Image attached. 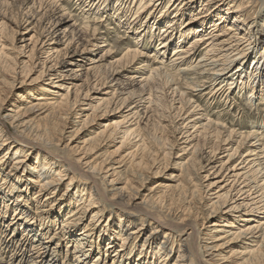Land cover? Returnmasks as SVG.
<instances>
[{
	"label": "bare ground",
	"instance_id": "6f19581e",
	"mask_svg": "<svg viewBox=\"0 0 264 264\" xmlns=\"http://www.w3.org/2000/svg\"><path fill=\"white\" fill-rule=\"evenodd\" d=\"M30 1L37 5L36 8H26L25 11L23 8L16 26L23 30V33L22 30L19 31L20 34L28 35L33 32L28 37L29 45H21L18 50L11 46L12 36L6 27V21L10 19L5 15V10L0 11V227L3 221L6 222L0 246V264H15L3 259L2 249L11 246V241L19 234V228H22L21 236L12 251V254L18 255L19 264H264L263 225H252L253 230L259 227L256 231L260 232L258 242L254 245L248 242V246L242 247L241 251L232 250L228 255L223 253L224 244L229 247V243L245 241L241 234L250 227L228 236H210L203 244L196 233L199 221L203 225L207 217L213 219L209 232L205 233L207 236L221 221V217L217 216L221 211V204H217V200L211 202V210L207 215L204 204L199 205L202 199L205 201L208 189L218 187L223 192L216 197L222 196V200H225L243 177L240 184L247 183L236 189L237 193L246 194L242 202L248 197L254 206L263 201L264 184H257V175L260 172L264 175V131L255 129L240 134L232 152L229 149L223 150L228 151V164L223 162L216 167L215 160H211L213 152L221 148L219 143L232 144L237 139V132L227 130L224 124L216 120L214 122L207 114L203 117V113L197 112L198 104L191 103L190 95L201 84L190 78L191 83L183 86L176 75L191 74L190 72L197 74L202 71L205 78H208L204 82L218 81L221 85L210 90L212 99L228 88H238L239 91L245 89L250 93L247 98L256 94L264 96V44L258 48L264 34V13L260 15L263 18L262 24L252 19L264 0H185L182 6L186 5V9L173 15L177 17L176 24L166 17H162L164 20L159 19L164 15L157 17V13L162 12L159 5L166 1L170 8L179 1L176 8L183 0H159L157 4L155 1L158 0L112 2L115 10L121 9L123 13L133 14L134 19L145 18L151 26L162 21V30L167 34L161 41V48L168 49L174 44L172 55L176 57L173 60L183 58L184 61L174 63V67H151V72L158 69L154 72L160 78L164 93L170 90L178 96L176 117H181L182 122H185L182 127L184 133H189V136L193 134L188 127H197L198 123L202 137L207 135V138L220 140L210 149L211 157L203 156V152H200V149H204L203 144L193 145L195 148L201 147L197 150V156L192 147L189 163L197 171L203 169L208 182L202 188L192 185V189L181 177H174L172 174L170 177L175 184L163 185V188L159 185L155 188L148 186L154 174L169 162L176 164L181 173L188 177V184L194 179L188 163L180 160L181 155L178 156L177 151H174L177 144L174 146L168 140L166 125L161 123L166 117L174 119L175 116H171L170 112L153 108V114L149 116L141 115L135 110L120 113L112 124H105L100 130L86 128L88 123L99 116V108L105 113L122 106L119 105L123 102H117L116 97L113 99V92L110 97L100 96L94 104L89 103L90 112L83 118L76 119L77 114L87 110L82 106L83 99L89 98L92 101L96 95L104 94L105 88L100 86L106 83L107 77L97 68H88L82 84H75L80 75L76 67L81 65L77 42L85 41L82 49L86 45L91 46L95 29L88 35V24H84L80 32L82 34L74 39L75 35L70 36L65 32L67 15L62 13L57 0ZM77 1L80 5L89 6L84 7V10H90L94 3V0ZM128 1L131 5L127 4ZM191 10L196 13H191ZM232 13L237 16L234 20H242L244 27L250 30L246 40L253 38L249 43L254 42L256 45L252 56L250 54L248 57L249 53H245L244 46L239 48L241 38L235 39V44H231L230 37L213 44L217 36L214 32L216 27L229 21L227 18ZM185 19L187 20L183 23ZM11 22L13 24L14 21ZM228 25L229 22L225 30H230L227 34L233 36L236 28ZM63 26L65 28H61ZM209 26L211 27L207 33H201ZM10 30L13 33L15 29L10 27ZM174 30L176 32L171 40L169 33ZM190 36L192 39L189 45H183L184 40ZM26 47L28 50H25ZM204 49L199 61L193 64L192 59L197 50ZM234 51L239 55L232 54ZM230 54V57L235 56L230 62L237 61L238 64L234 71L227 69L229 63L224 66L215 64ZM135 56L136 53L127 52L123 59L134 60ZM203 61L208 63L199 64ZM36 63L40 68L35 71ZM111 70L113 74L117 69ZM46 72L50 79L48 83L41 79ZM154 77L150 73L145 80L152 81ZM151 89L152 86L145 90L150 97L148 104L156 101L151 97ZM16 90H20L16 99L5 104L7 96ZM121 100L125 101L126 97ZM262 102L264 110V101ZM163 108L169 109V105L164 104ZM201 120L204 122H200ZM128 122V125H124ZM63 125L67 128L69 125L73 126L74 129L65 130L61 134ZM145 128H150L153 133L147 134ZM74 136L76 139H83L80 143L84 147L80 155L58 153V145L69 139L75 141ZM248 136L253 137L255 142L250 143L246 154L241 156L243 158L239 165L242 166L232 165L235 159L231 158L242 145L248 144V141L245 142ZM117 139L120 144L109 150ZM178 157L180 161L174 163ZM27 161H32L30 168ZM154 164L158 166L155 167ZM239 170L243 172L240 173ZM210 175L213 176L210 178ZM222 182L225 184L221 185ZM230 183L232 185L229 186ZM35 184L38 189L31 195ZM69 203L74 205L66 206ZM232 224L229 226L233 227ZM65 239L72 241L73 249L65 253L64 263L54 246H59L60 241ZM28 245L31 246L28 249L30 252L26 254L28 259L24 261ZM204 254L210 256L209 262L206 259L202 261L201 255ZM238 258L241 259L239 262Z\"/></svg>",
	"mask_w": 264,
	"mask_h": 264
},
{
	"label": "rangeland",
	"instance_id": "374dc122",
	"mask_svg": "<svg viewBox=\"0 0 264 264\" xmlns=\"http://www.w3.org/2000/svg\"><path fill=\"white\" fill-rule=\"evenodd\" d=\"M102 1V0H101ZM98 2V0H94L93 7L90 10H84V7H89V6H83L79 4V1L77 0H57V4H60L62 7V13H65L67 22H66V30L65 32L67 34L75 35L74 39L78 38L82 33V27H84V24H88V32L92 33V30L95 29V34L93 36V42L91 46L86 45L85 49L83 48V45L85 44L84 40H78L77 44V52L79 55H81L80 60V67H76L78 69V73L80 74L78 79L75 80V84L79 85L82 84L86 77V72L89 71L88 68H97L100 70L106 77V83L103 86H100V88H105L102 92L105 94H100L96 95V98H93L92 101L89 100V98L83 99L82 106L83 108L87 109L86 111L83 110L81 114L76 115V119H81L83 118L86 114H88L89 111V103H95L96 99H98L100 96H105V97H110L111 93L114 92V98L116 97V101H121L123 104H120L119 108H116L114 111L111 110V112H103L102 113V108H99L98 113L99 116L88 123L86 125V128L89 129V127H92L94 130H100L105 127V124H112L113 121L118 117L120 113H128L130 111H135L137 110L139 114L141 115H149L153 114V108L155 110L157 109L158 111H163L165 113L170 112L171 116H175L174 119H170L169 117H166L165 121L161 120L162 125H166V128L168 130V140L174 146H176L174 151H177V155H181L180 157L182 161H185L188 163V165L191 168L192 174H193V181L188 184V177L183 175L181 173V169H178V166L176 164H173L172 162L165 167V168H160L159 172L157 174H154V176L151 178V181L148 182V186H152L155 188L156 186H163L167 184H175V182L171 179L170 174H172L174 177L179 176L181 179H183V182L185 184L189 185L188 187L192 189V185H197L199 187L205 186L208 181H206L207 178H205L204 174L206 173L203 169L201 170H195L194 166L189 163V152L193 150L192 147L195 146V144H203L204 149H200V152H203V156H209L212 155L210 153V149L214 147V145L219 143V139L215 141L214 139L207 138V135L204 137L201 136L202 130L200 128V124H196L197 127L189 128V132L191 134L189 136V133H184V129L182 130V127L185 125V122H182L181 117H176V111L179 108V103H178V96H176L175 93H171L170 90L166 93H164L161 85H160V78L156 75L154 71H158L152 69L153 72H151V67H161V66H169V67H174L176 62L182 63L184 59L182 60H173L176 56L173 57V51L172 47L174 44H172L168 49L166 47L161 48V41L165 39V35L167 32H163L162 26L164 25L161 20H164L162 17H166V19H171L172 23L175 22V19L177 18L176 16H173L174 14L176 15L177 13L183 11L186 5H183L182 1L181 4H179L176 8L175 5L177 2H175L170 8H168L167 2L161 3L159 5V8L161 6L162 12L160 14L157 13V17L160 15L159 19L160 24L158 21L154 23V25L151 26V24L147 21V19L143 18L139 20V17L134 19L133 14L130 13H123L121 9L115 10V5L112 3L114 0H104L103 2ZM187 1V0H186ZM209 1V0H208ZM159 2L155 1V4ZM235 2V0H234ZM2 3V4H1ZM129 1L127 2V4ZM153 3V1L151 2ZM195 4V3H194ZM96 5V6H95ZM99 5V6H98ZM129 5H131L129 3ZM36 4L33 5L32 1L28 0L26 3V0H0V11L3 12L5 10V15L10 19L6 21V28L10 35L12 36V45L18 49L21 48V45H29L28 43V37L30 34H32L33 31L29 32V34H20L21 27L16 26V23L19 20V17L22 15L20 14L22 9L24 11L26 8H30L31 10L34 9L33 7ZM98 6V7H97ZM156 6V5H155ZM154 6V7H155ZM3 7V8H2ZM174 8V9H173ZM186 9V8H185ZM184 9V10H185ZM166 10V11H165ZM23 11V12H24ZM122 11V12H121ZM121 12V13H120ZM187 12V10H186ZM191 13H196L195 11L191 10ZM264 13V4L260 7V9L257 10L254 16H252V19L254 22L256 21L257 23H263V18L261 17ZM232 13L227 19L229 21L225 22L223 25H220L219 27H216L215 33H217V36L213 40L214 43H218L220 40L227 39L230 37V40L232 41L231 44H235L236 41H234L237 38H241L239 40V45L241 48L244 46V49L246 50L245 53H249L248 57L252 53V51H256V45L253 43H249L253 38L249 40H246L247 36L250 34V30L244 27V22L242 20H234L237 19V16L233 15ZM188 15V12L187 14ZM261 15V16H260ZM255 17V18H253ZM15 18V19H14ZM14 21L13 24L11 21ZM185 19L183 23L186 21ZM231 21V22H230ZM230 23L228 26H235L232 28H236L234 31V35L230 36V34H227L230 30H225V26L227 23ZM174 24V25H175ZM10 27H13L15 32L11 33L12 31L10 30ZM206 28L204 32L201 33H207L209 28ZM65 28V26L61 27ZM164 28V27H163ZM166 28V27H165ZM62 30V29H61ZM170 30H172L170 28ZM218 30V31H217ZM169 31V30H168ZM176 31H171L169 35H171V40L174 38V33ZM23 33V30L21 31ZM178 32L176 33V35ZM253 36V34H251ZM83 39L84 36H81ZM192 39V36L186 38L183 42V45H189L190 41ZM261 43L258 48L262 47L264 44V34L261 36ZM209 41V40H208ZM206 41V42H208ZM174 43V42H173ZM204 44V43H203ZM205 45V44H204ZM254 49V50H253ZM25 50H28L26 47ZM157 50L160 52L158 53ZM165 52L163 53V51ZM136 53V56L133 59H123L124 55L126 53ZM205 52L204 50H197V54L195 57L192 59L193 64H196L199 61L200 56L202 53ZM207 52V49H206ZM236 53V56L239 55L237 54V51L232 52ZM209 54V52H208ZM232 54H230L228 57H226L223 61L219 60L216 61L215 64H220L221 66L227 65V69H230L231 71H234L236 68V62L233 63L230 62L233 57H230ZM252 56V54H251ZM161 59L163 60L161 62ZM24 60V59H22ZM211 60V59H210ZM208 60V62H210ZM204 62V63H203ZM202 63L199 64H206L208 63L207 61H203ZM21 65V60L20 63ZM238 65V64H237ZM219 67V66H218ZM40 68V65L36 63L34 70H38ZM116 68V72L111 74V69ZM81 69V70H80ZM88 69V71H87ZM18 70V68H17ZM110 71V72H109ZM177 72V71H176ZM151 73V75H154V79L151 80H145V78ZM191 74H182L180 73L179 75L176 73L178 76V81L181 85L186 86V83H191L190 78L195 79V83L197 82L198 84H201V86L195 87V91H191V103L194 105L198 104V107L196 110L199 113H203L204 115L207 114V117L212 119L214 122L219 121V123H222L225 125L227 130H233L237 132V139L233 141L232 144L230 145H224L223 142L222 144L219 143L221 148H218L215 152H213V158L211 160H215V166L217 167L221 163L225 162V165L228 164L227 162V153L232 152V149L236 146L237 140L240 136V134H246L248 132H252L255 129L258 130H263L264 131V110H263V102L264 101V96L263 95H255L253 97L247 98L250 93L246 92L245 89H242L241 91L238 90V88H228L223 91V94L220 96H217L216 98L212 99L210 95V90L216 88L217 86L221 85V83L217 82H204L207 81L208 78H205L206 75L202 71H198L200 74H192L193 72H190ZM194 76V77H193ZM204 76V77H203ZM41 79H45V81L48 83L50 82V79H48L47 72L42 74ZM48 77V78H47ZM80 78V79H79ZM55 79V78H54ZM53 79V80H54ZM52 80V79H51ZM221 80V79H219ZM152 86L151 89V97L156 100L154 103L152 102L151 104H148V94L145 93L146 88ZM175 86L173 85L172 88ZM144 89V90H143ZM20 92V90H16L11 93L9 96H7V99L5 100V104L8 102H13L14 99H16V95ZM101 92V93H102ZM109 93L107 95V93ZM227 93V95H226ZM126 97L125 101H122L121 99ZM10 98V99H9ZM7 102V103H6ZM2 103V102H1ZM129 104V105H128ZM169 105V109H164L163 105ZM128 105L127 107H125ZM117 111V112H116ZM121 111V112H120ZM9 112V111H7ZM119 112V113H118ZM185 117V116H184ZM198 117V116H197ZM202 117V119H203ZM170 119V121H169ZM167 120V121H166ZM172 120V121H171ZM144 121V120H143ZM99 122V123H98ZM204 122V121H200ZM169 123V124H167ZM99 124V125H98ZM128 123L124 125H128ZM141 126H143L141 124ZM262 127V128H260ZM63 131H70L73 130L74 127L69 125V128H67L65 125L62 126ZM143 128V127H142ZM146 129V130H145ZM145 132L147 134H152L153 131L145 128ZM197 129V130H196ZM195 130V131H194ZM89 131V130H88ZM171 133V134H170ZM67 136V135H66ZM75 138V136H74ZM73 138V139H74ZM83 139H76L74 140H67L64 141L62 144L58 145L57 151L58 153L62 154H69V153H74L75 155H80V152L83 149V144L80 142ZM248 141V144L244 146L242 145L241 148L236 152L231 159H235L232 162V165L235 164L237 167L242 166L239 165V162L241 161L242 155L246 154L247 147L250 145V143L255 142V139L253 137L248 136V138L245 140V142ZM120 144L119 139L114 141V146L110 147L109 150L114 149V147L118 146ZM194 145V146H193ZM213 146V147H212ZM201 147V146H200ZM200 147H194V153L195 156H197V150ZM224 147V148H223ZM225 149H229L228 151H223ZM243 150V151H242ZM205 152V153H204ZM10 153V151H9ZM209 153V155H208ZM241 154V155H240ZM17 156V155H16ZM216 157V159H215ZM179 157L174 163L179 162L178 161ZM27 164H29V168L32 166V161H27ZM245 165V164H243ZM154 166H158L157 164H154ZM210 166V165H209ZM207 166V168L209 167ZM159 167H161L159 165ZM243 170V169H242ZM242 170H239V172H243ZM245 171V170H244ZM220 174V172H219ZM217 174V175H219ZM251 174V173H250ZM216 175V176H217ZM249 175V173L247 174ZM213 175H210V178ZM257 180L259 182L257 183L258 185L262 186L264 184V175L263 172L258 173L257 175ZM213 179V178H212ZM218 179H222L221 177H218ZM243 179V177H242ZM240 179L236 184L235 187L241 188L244 184H240L241 180ZM231 180V179H230ZM152 183V184H151ZM194 183V184H193ZM221 185L225 184V182L220 183ZM239 184V185H238ZM232 185V183L229 184V186ZM158 186V187H159ZM160 187V188H161ZM213 187V186H212ZM163 188V187H162ZM202 188V187H201ZM38 187L34 186V190L32 191L31 195H33L34 191H36ZM204 189H207L204 188ZM235 190H231L229 196L224 200H222V196L220 198H217L216 196L223 192L219 191L218 187H213V189H208L207 195L205 196V201L202 199L199 205L204 204V209L207 212L211 210V202L213 201H218L217 204H221V211L218 212L217 216H220L221 221H219V226H216L213 229V232H211L208 236L205 233H208L210 230L209 225L212 223V218L204 219V224L201 225L198 223L197 225V230L196 233L199 236V239L201 240V244L205 242V240L210 237V236H225L232 234L235 231H240V230H245L247 227H250L247 232H244L241 234V237L245 241L241 242L242 240H237L233 242V244L229 243V247H226L227 245L224 244V247L222 248L223 253H226L227 255L231 253V251H241L242 247L245 245L248 246V242L252 245H254L256 242H258V235L260 232H257L259 230L260 225L264 226V207L262 208L261 206L264 205V197L263 201L260 203L256 204V208L253 204L252 200H248L250 197H248L247 200L242 202V198L246 196V194L241 195L240 193H237ZM245 190V189H244ZM206 191V190H205ZM216 191H219L215 193ZM205 195V193L203 194ZM231 197V199H230ZM211 199L208 201V199ZM205 203H204V202ZM248 202V203H246ZM252 204V205H251ZM74 205V204H73ZM72 204H67L66 206H73ZM12 214V212H11ZM241 217V218H240ZM230 223H233V227H230ZM6 222L1 223L0 227V246L2 245L3 241V235L4 234V225ZM3 225V226H2ZM258 225L256 229H252L253 226ZM19 234L18 236L11 241V246L6 248L5 250L2 249V256L4 260H9L10 262H13L15 264H19V257L16 254H12L13 251V246L16 245L17 240L21 236V231L22 228H19ZM225 231V232H223ZM51 234V233H50ZM241 239V238H240ZM247 239V240H246ZM257 240V241H255ZM61 244L59 246L55 245L54 249L58 250L60 252V259L64 263L66 262V256L65 253H69L73 249V244L72 241L68 242L66 239L60 241ZM59 242V243H60ZM221 242V240L219 241ZM69 243V244H68ZM71 245V246H70ZM53 246V245H52ZM30 245L27 246V252L25 253L24 261L28 259V254L30 252ZM237 255V254H235ZM202 261L205 259L210 260V256L201 255ZM241 259L238 258L237 261L239 262ZM26 263V262H23ZM108 262L107 264H109ZM203 263V262H202ZM205 263V262H204ZM203 263V264H204ZM22 264V263H21ZM71 264H74L71 262Z\"/></svg>",
	"mask_w": 264,
	"mask_h": 264
}]
</instances>
